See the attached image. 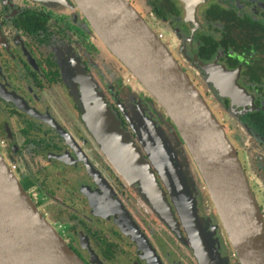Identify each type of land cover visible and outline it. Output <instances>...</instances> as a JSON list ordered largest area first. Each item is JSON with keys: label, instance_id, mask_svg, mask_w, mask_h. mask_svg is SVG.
<instances>
[{"label": "flooded vegetation", "instance_id": "1", "mask_svg": "<svg viewBox=\"0 0 264 264\" xmlns=\"http://www.w3.org/2000/svg\"><path fill=\"white\" fill-rule=\"evenodd\" d=\"M127 1L224 128L264 216V0ZM96 39L72 0H0V152L84 264H199L193 249L160 224L153 201L165 197L187 240L189 219L181 220L172 194L184 189L200 200L198 169L158 102ZM81 74L100 93L95 107L106 106L139 150L142 167L126 171L102 150L77 96ZM206 92L221 118L231 117L237 137ZM199 200L204 236L227 257ZM132 224L143 239L131 235Z\"/></svg>", "mask_w": 264, "mask_h": 264}, {"label": "water", "instance_id": "2", "mask_svg": "<svg viewBox=\"0 0 264 264\" xmlns=\"http://www.w3.org/2000/svg\"><path fill=\"white\" fill-rule=\"evenodd\" d=\"M72 1L102 44L158 102L176 127L239 263L264 264V216L234 145L190 77L127 0ZM80 78L82 89L77 96L84 104L85 121L102 150L126 171L130 165L142 167L145 161L129 136L119 129L112 112L106 106L95 107L102 101L100 93L88 87L82 74ZM172 197L181 220L182 215L190 219L189 238H182L179 221L164 196L163 209L155 205L160 220L193 249L199 264H230L214 248L215 242L204 236L194 197L184 189ZM132 227L131 235L143 239L136 225ZM0 264H84L36 207L1 152Z\"/></svg>", "mask_w": 264, "mask_h": 264}, {"label": "rangeland", "instance_id": "3", "mask_svg": "<svg viewBox=\"0 0 264 264\" xmlns=\"http://www.w3.org/2000/svg\"><path fill=\"white\" fill-rule=\"evenodd\" d=\"M98 42H99V40L96 39V43H98ZM166 42L168 43L167 40H166ZM110 54H111V52H110ZM107 57H109V56H107ZM110 61L113 63V65H116L119 69H122V73H125L124 67L121 64H118V63H116L115 61H113L111 59H110ZM197 84L201 88L202 82H201L200 79H197ZM136 89H138V90H141L142 89L141 86L138 83H136ZM206 98L208 100H210V103H211V105H212L215 113L217 114V116L219 118L223 117L224 115L221 113V107H219V105L217 104L216 100L214 98L209 99L208 98V95H207V92H206ZM221 121L225 124V128H226L227 132H229V130H230V132L234 135V137H237L236 134L239 133V132L236 131V126H235L234 122L232 121L231 117L227 116V117L224 118V120L221 118ZM175 135H176V133H175ZM235 142H237V144L240 145L241 147L244 145L243 140H237V139H235ZM177 143L178 144H181L180 141H177ZM2 155H4L6 157V153H2ZM183 159H184V156H183ZM242 159H243V156H241V160ZM197 181H198V187H199L200 191L202 192L201 199L200 200L198 199L202 203V205L204 206V209L202 208V210L203 211L204 210L206 211L207 217H209V218L212 217L213 220L215 219V222L217 223V226H218L217 228L220 231L219 236L221 237V240L224 242V245H225V247L227 248V251H228V253H227L228 256L227 257L222 256V254H221V256L223 258H228L230 264H240L239 261H238V259H237V257L234 255L233 247H232V245H231V243H230V241L228 239V236H227V234L225 232V229H224V227H223V225H222V223L220 221V218L218 216L217 210H216V208H215V206L213 204V201H212V199L210 197V194H209V192H208V190L206 188V185H205V183H204V181H203V179H202L199 171H197L196 182ZM197 190H198V188H197ZM194 199H195L196 205L198 207V215H199L200 223L203 224V223H205V220H203V218L200 216V210H199V206H198V200L196 198H194ZM159 222H160V224H162V221L160 219H159ZM211 223H212V220H211ZM160 226H162V225H160ZM157 230H158V227L155 229V233H157ZM173 248H174V250L176 252H178L180 254V251L176 247H173ZM176 256H178V255L176 254Z\"/></svg>", "mask_w": 264, "mask_h": 264}, {"label": "bare ground", "instance_id": "4", "mask_svg": "<svg viewBox=\"0 0 264 264\" xmlns=\"http://www.w3.org/2000/svg\"><path fill=\"white\" fill-rule=\"evenodd\" d=\"M84 81V80H83ZM84 88H86V83L84 82ZM153 201H154V205H156V207L158 208V209H160V210H162L163 208L161 207L162 205H163V202H162V200L160 199V201H158L155 197H153ZM182 217H183V215H182ZM188 219H189V217H187V219L185 220L184 218H183V220L185 221V223L188 221ZM189 223H190V219H189ZM189 223L187 224V226L189 227V232H191V228H192V225H191V223H190V225H189Z\"/></svg>", "mask_w": 264, "mask_h": 264}, {"label": "built area", "instance_id": "5", "mask_svg": "<svg viewBox=\"0 0 264 264\" xmlns=\"http://www.w3.org/2000/svg\"><path fill=\"white\" fill-rule=\"evenodd\" d=\"M11 167V169L14 171V169H15V167L12 165V166H10Z\"/></svg>", "mask_w": 264, "mask_h": 264}]
</instances>
